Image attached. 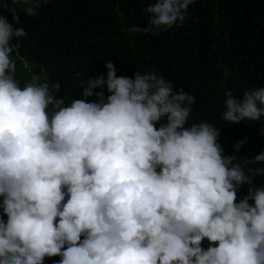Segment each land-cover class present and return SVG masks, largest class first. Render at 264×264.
<instances>
[{
  "label": "clouds",
  "instance_id": "clouds-1",
  "mask_svg": "<svg viewBox=\"0 0 264 264\" xmlns=\"http://www.w3.org/2000/svg\"><path fill=\"white\" fill-rule=\"evenodd\" d=\"M192 3L154 0L127 31L179 27ZM26 35L0 15V264H264V167H249L264 150L224 155L219 128L187 123L194 96L156 69L119 76L109 59L67 104L37 74L21 87L10 53ZM224 95L225 125H264V86Z\"/></svg>",
  "mask_w": 264,
  "mask_h": 264
},
{
  "label": "trees",
  "instance_id": "trees-1",
  "mask_svg": "<svg viewBox=\"0 0 264 264\" xmlns=\"http://www.w3.org/2000/svg\"><path fill=\"white\" fill-rule=\"evenodd\" d=\"M152 2L41 0L36 15L27 16L17 0H0L7 4L0 7V15L27 33L10 53L16 65L15 79L23 87L37 74L50 88L59 84L55 95L67 104L82 98L80 87L88 79L106 75L104 61L109 59L119 76L131 78L135 71L143 74L156 69L172 83L173 90L182 88L194 96L188 124L207 121L219 128L217 142L224 155L234 153L252 160L264 150V125L244 120L225 125L221 113L226 90L240 97L247 88L264 86V0H193L179 27L156 35L130 34V26H143V9ZM92 91L94 95L86 100L94 102L101 88ZM239 140L245 142L235 151ZM253 185H264V176L253 177ZM245 195L247 186H242L236 200ZM0 220H6L2 208ZM201 244L206 249L208 241ZM59 259L45 257L43 264Z\"/></svg>",
  "mask_w": 264,
  "mask_h": 264
},
{
  "label": "built area",
  "instance_id": "built-area-1",
  "mask_svg": "<svg viewBox=\"0 0 264 264\" xmlns=\"http://www.w3.org/2000/svg\"><path fill=\"white\" fill-rule=\"evenodd\" d=\"M13 1H16V0H13Z\"/></svg>",
  "mask_w": 264,
  "mask_h": 264
}]
</instances>
